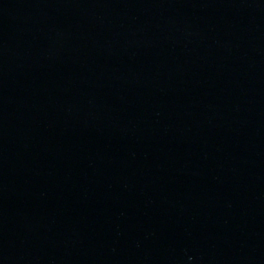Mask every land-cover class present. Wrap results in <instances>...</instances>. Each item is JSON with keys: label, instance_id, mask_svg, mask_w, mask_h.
I'll return each instance as SVG.
<instances>
[{"label": "water", "instance_id": "95a60500", "mask_svg": "<svg viewBox=\"0 0 264 264\" xmlns=\"http://www.w3.org/2000/svg\"><path fill=\"white\" fill-rule=\"evenodd\" d=\"M0 264H264V0H0Z\"/></svg>", "mask_w": 264, "mask_h": 264}]
</instances>
